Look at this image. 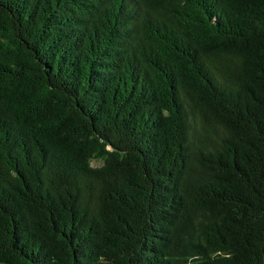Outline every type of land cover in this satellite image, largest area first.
I'll return each mask as SVG.
<instances>
[{"label":"trees","instance_id":"obj_1","mask_svg":"<svg viewBox=\"0 0 264 264\" xmlns=\"http://www.w3.org/2000/svg\"><path fill=\"white\" fill-rule=\"evenodd\" d=\"M0 264H264V0H0Z\"/></svg>","mask_w":264,"mask_h":264},{"label":"rangeland","instance_id":"obj_2","mask_svg":"<svg viewBox=\"0 0 264 264\" xmlns=\"http://www.w3.org/2000/svg\"><path fill=\"white\" fill-rule=\"evenodd\" d=\"M194 135H195V137H199L200 139H204V135L198 129H196V131L194 132ZM100 163H101V161H97V160L91 162V164H93V165H99Z\"/></svg>","mask_w":264,"mask_h":264}]
</instances>
